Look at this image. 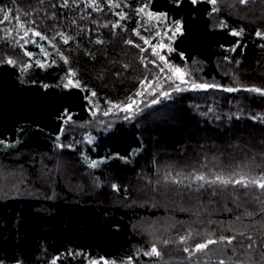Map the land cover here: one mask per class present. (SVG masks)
<instances>
[{
	"label": "trees",
	"instance_id": "16d2710c",
	"mask_svg": "<svg viewBox=\"0 0 264 264\" xmlns=\"http://www.w3.org/2000/svg\"><path fill=\"white\" fill-rule=\"evenodd\" d=\"M38 1L21 3L34 8ZM61 1L43 2L51 12L49 64L24 72L0 64L5 165L47 168L44 155L66 122L128 105L154 77L142 65L153 62L144 39L163 44L165 61L186 79L213 87L174 91L94 132L78 152L97 164L89 168L88 193L78 194L79 183L65 184L75 193L62 197L0 198V264H264V189L236 183L264 178V94L250 90L264 89V35L257 36L264 34V0H115L114 9L100 0V9L87 12ZM142 6L164 19L163 34L141 25ZM4 44L0 57L9 51ZM69 78L79 87L66 88ZM141 188L173 204L140 198ZM209 240L216 243L194 252ZM153 246L160 255H145Z\"/></svg>",
	"mask_w": 264,
	"mask_h": 264
},
{
	"label": "rangeland",
	"instance_id": "374dc122",
	"mask_svg": "<svg viewBox=\"0 0 264 264\" xmlns=\"http://www.w3.org/2000/svg\"><path fill=\"white\" fill-rule=\"evenodd\" d=\"M22 1L24 2V0L0 1V21H2L0 23V43L4 42V46L9 49V51H6V57H0V64L15 66L20 72H24L30 67L43 69L49 64V48L52 46L50 37L47 34L48 32L44 30L47 26L46 20L50 17L51 12L46 9L47 7L43 3L46 0H39L34 8L23 5ZM105 1L111 9L119 6V1ZM99 3L100 0L61 1L64 7L76 5V7L81 9L80 11L86 12L90 9L95 11L100 9L101 3ZM49 6L51 7L50 4ZM149 14L151 13L145 6L137 9L141 25L149 26L150 29L156 32L155 35L157 36L161 33L163 34L161 32L163 27L161 26L164 24V19L159 15ZM5 16L8 17L7 20L4 19ZM118 16L121 19L122 15L119 14ZM25 32L28 33L26 36L24 35ZM34 33H39L40 35L37 36ZM65 37L62 35V39H66ZM143 45L150 52L151 59L153 60L149 65L142 61L146 73L148 69L153 68L154 77L152 80L147 83L142 81L141 88L135 98L126 106L109 105L105 111H95L91 115L90 121L85 123L66 122L64 135L59 136L54 141L52 145L53 149L51 148L52 153L44 155V162L48 165L47 168L45 165L42 167L44 170L38 168L36 172L33 168V170L31 169L27 173L14 169V167L11 168L0 161V198L15 196L41 198L46 197L45 194L47 192H52L53 195H58L59 193L58 197H62L64 192L69 194L75 193L70 191L71 189H63L66 187L65 184L70 185V188L72 186L75 188L74 184L78 185L79 183V188H76L80 189L82 187V192L79 191L78 194L84 195L88 193L91 184L94 183L89 172V168H94L92 167L93 162H88L85 158L81 157V154L78 155V152L83 144L85 145V141L88 145L91 144L89 139L94 132L110 129L117 121L133 116L140 108L155 103L160 97H164L174 91L207 90L210 87L194 88L192 85H213L211 82L195 83L197 77L192 76L191 79H186L182 73V79L179 78V75L174 74L172 71L175 67L169 66L165 61V56L162 55L164 51L163 44L144 39ZM160 57H163V59ZM10 60L14 61V63H9L8 61ZM129 106L130 111H125L124 109L129 108ZM63 148H68V150L72 151L71 153L75 152L72 158L68 156L62 157ZM24 155L28 156V154ZM76 156H80V158L78 159ZM67 158L70 159L68 160ZM52 164L53 166H51ZM139 194H141L140 198L146 196L156 197L158 199L157 206L168 203L173 204V202L169 201L166 203L161 195L155 192L152 193L148 188H141ZM92 261H95L96 264H104V261H108L109 264H136L133 261L115 262L106 259L88 260L86 264H91ZM155 263L153 262V264Z\"/></svg>",
	"mask_w": 264,
	"mask_h": 264
},
{
	"label": "snow or ice",
	"instance_id": "6c2138e0",
	"mask_svg": "<svg viewBox=\"0 0 264 264\" xmlns=\"http://www.w3.org/2000/svg\"><path fill=\"white\" fill-rule=\"evenodd\" d=\"M191 2H192L193 4H196V3H198V0H191ZM210 2H211L213 5H215V4L217 3V0H210ZM239 2H240L241 4H244V3H247V0H239ZM216 10H217L216 8H213V9H212L213 12H215ZM141 11H143V9H141ZM149 15H151V14H149ZM4 19L7 20L8 17L5 16ZM0 23H2V21H0ZM181 31H182L181 25H180L179 22H177L176 25H175V32H176V33H180ZM27 34H28L27 32L24 33L25 36H26ZM231 34H232L233 36H239V35H241V32H232ZM34 35L39 36L40 34H39V33H34ZM261 35H264V34H262V33H260V32H257V36H261ZM41 38H43V37H41ZM65 42H67V40H65ZM146 43H147V41H146ZM232 50L234 51L235 49H232ZM157 55H158V53H157ZM160 58L163 59V57H160ZM182 59H183V56H182ZM8 62H9V63H14V61H11V60L8 61ZM41 66L43 67V65H41ZM172 71H173L174 74H178V75H179V78L182 79V74H181V69H180V68H178V67H177V68H173ZM74 75H75V73H70V76H74ZM212 86H213V85H209V84H204V85L193 84V85H192V87H194V88H201V87L207 88V87H212ZM65 87H66V88H67V87H79V82L77 81V82L74 83L73 80H72L71 78H69L68 81H67V83L65 84ZM225 90H226V91H234L235 89L228 88V89H225ZM250 90H251V91H254V92H259V93H261V94H264V89H260V88H252V89H250ZM93 95H95V93H93ZM133 103H135V102L133 101ZM124 110H125V111H130V106H129V108H126V109H124ZM69 118H70V117H69ZM2 143H3V141H0V144H2ZM95 166H96V163L93 162V163H92V167H95ZM196 179H198V180H203V179H205V178H204L203 176H198V177H196ZM217 179L220 180L222 183H227V182H228V181H226V180H223L221 177H218ZM236 183L244 184L245 186H248V184H257L261 189H264V178H262L261 180L245 181L244 178L242 177L240 180L236 181ZM113 187L115 188L116 186L114 185ZM212 243H216V241L209 240V241L207 242V244H205V243L198 244V245L196 246V248L194 249V252L202 251V250H204V249L208 246V244H212ZM229 243H231V240H229ZM185 251H188V249H185ZM145 255H149V256H153V255H155V256H159L160 253H159V251L157 250V248H156L155 246H153L152 249H151V251L146 252ZM52 264H56V261L53 260V261H52ZM91 264H96V262H95V261H92ZM104 264H109V262H108V261H104ZM221 264H223V262H221Z\"/></svg>",
	"mask_w": 264,
	"mask_h": 264
}]
</instances>
